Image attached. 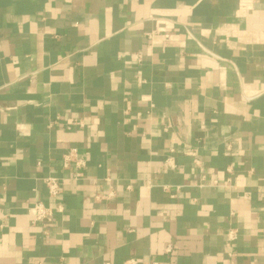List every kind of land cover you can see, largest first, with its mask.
<instances>
[{"label":"crops","instance_id":"obj_1","mask_svg":"<svg viewBox=\"0 0 264 264\" xmlns=\"http://www.w3.org/2000/svg\"><path fill=\"white\" fill-rule=\"evenodd\" d=\"M0 264H264V0H0Z\"/></svg>","mask_w":264,"mask_h":264},{"label":"built area","instance_id":"obj_2","mask_svg":"<svg viewBox=\"0 0 264 264\" xmlns=\"http://www.w3.org/2000/svg\"><path fill=\"white\" fill-rule=\"evenodd\" d=\"M85 158L81 155L76 147H70L61 158V166L63 168H72L74 170V178L83 176V168L85 166ZM43 182L50 197H56L61 193V179L56 176H46L43 178ZM29 212L32 215V223H40L43 225V232H46V228L49 222L53 218L54 210L60 211L61 206L57 204L54 208L50 205L44 204L39 200H35L28 207ZM132 260H130V263Z\"/></svg>","mask_w":264,"mask_h":264}]
</instances>
